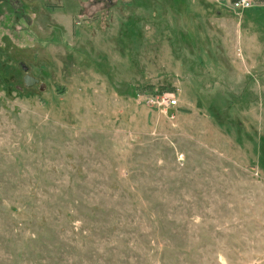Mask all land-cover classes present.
<instances>
[{
  "label": "rangeland",
  "instance_id": "rangeland-1",
  "mask_svg": "<svg viewBox=\"0 0 264 264\" xmlns=\"http://www.w3.org/2000/svg\"><path fill=\"white\" fill-rule=\"evenodd\" d=\"M249 1L0 0V264H264Z\"/></svg>",
  "mask_w": 264,
  "mask_h": 264
},
{
  "label": "built area",
  "instance_id": "built-area-1",
  "mask_svg": "<svg viewBox=\"0 0 264 264\" xmlns=\"http://www.w3.org/2000/svg\"><path fill=\"white\" fill-rule=\"evenodd\" d=\"M249 0H237L235 5L237 7H249ZM165 114H168L169 109L175 108L178 105V100L171 93H164L162 95L156 96L153 100ZM174 115V114H172Z\"/></svg>",
  "mask_w": 264,
  "mask_h": 264
},
{
  "label": "trees",
  "instance_id": "trees-1",
  "mask_svg": "<svg viewBox=\"0 0 264 264\" xmlns=\"http://www.w3.org/2000/svg\"><path fill=\"white\" fill-rule=\"evenodd\" d=\"M235 1H237V0H232V2H235Z\"/></svg>",
  "mask_w": 264,
  "mask_h": 264
}]
</instances>
